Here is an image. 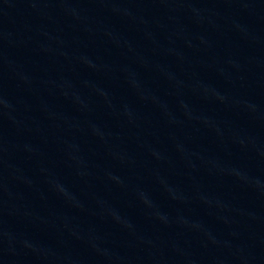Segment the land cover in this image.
Here are the masks:
<instances>
[{"label":"water","instance_id":"obj_1","mask_svg":"<svg viewBox=\"0 0 264 264\" xmlns=\"http://www.w3.org/2000/svg\"><path fill=\"white\" fill-rule=\"evenodd\" d=\"M0 264H264V0H0Z\"/></svg>","mask_w":264,"mask_h":264}]
</instances>
